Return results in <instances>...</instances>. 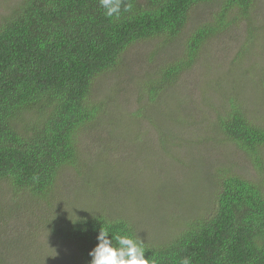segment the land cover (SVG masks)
I'll return each mask as SVG.
<instances>
[{"label":"trees","instance_id":"16d2710c","mask_svg":"<svg viewBox=\"0 0 264 264\" xmlns=\"http://www.w3.org/2000/svg\"><path fill=\"white\" fill-rule=\"evenodd\" d=\"M124 3L132 8L117 20L105 16L99 0H18L0 22V264H14L9 251L1 249L9 211L3 206L5 191L53 208L66 173L76 171L78 179H88L95 163L87 162L81 138L101 128V122L115 130L109 113L117 103L115 88L123 82L124 57L140 44L151 47L145 59L151 68L138 86L136 106L151 101L146 118L161 136L163 148L168 152L203 139L226 142L248 157L257 173L233 167L208 170V208L192 214L164 241L143 238L131 219L109 210L66 214L49 227L71 248L64 264H90L89 252L101 228L142 240L146 258L154 256L157 264H181L184 257H190L191 264H264V119L250 115L234 94L223 107H202L194 114L196 108L191 111L180 87L184 76L206 61L209 47L242 25L245 42L235 63L242 69L247 62L252 67L256 52H249H264L261 1ZM205 9L206 16L191 24L193 14H205ZM169 90L177 93L182 107L174 117L166 109ZM136 111V119L145 114L142 108ZM160 117L169 119L171 127L160 125ZM145 130L144 124L137 127L136 141L151 144ZM23 255L25 263L37 264Z\"/></svg>","mask_w":264,"mask_h":264},{"label":"rangeland","instance_id":"374dc122","mask_svg":"<svg viewBox=\"0 0 264 264\" xmlns=\"http://www.w3.org/2000/svg\"><path fill=\"white\" fill-rule=\"evenodd\" d=\"M260 1L258 15L263 20L264 0ZM16 2L18 0H0V22ZM206 13V9L205 14L196 11L191 24L201 21ZM244 30L242 25L232 30L230 36L213 44L214 48L209 47V52H205L206 61L184 76L180 87L187 93L191 111L196 108L194 114L202 107L211 110L223 107L226 98L234 94L243 101L250 115L264 119V52H249L250 56L256 52L252 67L247 62L246 68L242 69L235 63L244 47ZM150 49L148 44L136 45L124 57L125 67L120 78L123 82L115 88L119 93H116L117 103L109 113L112 121L116 122L115 130L111 132V125L104 128L101 122V128L81 138L83 149L89 153L87 162L95 163L92 170L89 168L88 179H78L76 171L66 173L59 183V202L53 208L44 202H38L39 205L26 195L15 196L5 191L3 206L9 211L4 215L1 229V249L9 251L14 264H27L23 254L29 255L37 264H64L71 248L62 244L49 227L51 222L66 214L78 217L109 210L131 219L143 238L164 241L192 214L200 215L208 208V201H212L207 184L208 170L233 167L252 175L257 173L248 157L226 142L217 144L203 139L183 147H171L168 152L163 148L161 136L146 118L151 112V101L144 99L141 105L136 106L141 97L138 86L151 68L149 63H145ZM169 92L172 97L167 98L169 106L166 109L174 117L182 107L175 98L177 93ZM139 108L145 114L136 119L134 113ZM159 122L171 127V122L165 117H160ZM142 124L146 128L147 140L152 139L151 144L136 141L137 127Z\"/></svg>","mask_w":264,"mask_h":264},{"label":"clouds","instance_id":"9594fccd","mask_svg":"<svg viewBox=\"0 0 264 264\" xmlns=\"http://www.w3.org/2000/svg\"><path fill=\"white\" fill-rule=\"evenodd\" d=\"M108 18L120 19L122 11L131 10L130 3L124 0H99ZM98 243L90 250V264H157L154 256L146 258L144 242L131 235H112L107 228H101L97 235ZM181 264H191L190 257L182 258Z\"/></svg>","mask_w":264,"mask_h":264}]
</instances>
